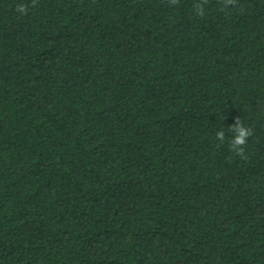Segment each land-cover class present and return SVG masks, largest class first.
I'll use <instances>...</instances> for the list:
<instances>
[{
    "label": "trees",
    "instance_id": "1",
    "mask_svg": "<svg viewBox=\"0 0 264 264\" xmlns=\"http://www.w3.org/2000/svg\"><path fill=\"white\" fill-rule=\"evenodd\" d=\"M194 2L0 0V264H264V0Z\"/></svg>",
    "mask_w": 264,
    "mask_h": 264
},
{
    "label": "clouds",
    "instance_id": "2",
    "mask_svg": "<svg viewBox=\"0 0 264 264\" xmlns=\"http://www.w3.org/2000/svg\"><path fill=\"white\" fill-rule=\"evenodd\" d=\"M37 0H31L32 5H35ZM169 6H178L180 0H167ZM222 10L229 9H241L239 0H218ZM209 4V0H195L193 4V11L197 17H204L206 15V8ZM16 11L21 14H27L28 7L24 4L17 6ZM228 131L234 135L230 139L229 147L241 159L247 161L248 156L245 154V145L248 139L254 134L253 129L249 126H245L242 119L237 118L233 125L229 126ZM225 132L223 129H219L215 133V139L221 144L225 142Z\"/></svg>",
    "mask_w": 264,
    "mask_h": 264
}]
</instances>
